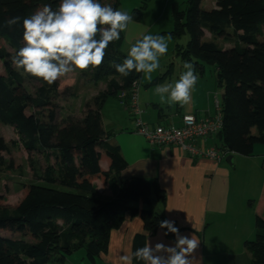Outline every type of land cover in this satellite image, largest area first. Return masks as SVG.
Listing matches in <instances>:
<instances>
[{"label":"trees","instance_id":"1","mask_svg":"<svg viewBox=\"0 0 264 264\" xmlns=\"http://www.w3.org/2000/svg\"><path fill=\"white\" fill-rule=\"evenodd\" d=\"M150 1L142 0L132 11L133 20L141 19ZM59 2L0 0V59L5 67L0 73V122L14 127L20 135L31 166L35 152L46 163L42 182L24 183V196L15 207L2 204L0 197V264H62L67 255L83 247L89 260L95 262L101 252L107 251L111 231L122 224L125 214L140 216L144 222L145 233L135 235L133 251L143 247L147 236L156 233L165 220L148 208L140 210L132 205L139 201L150 204L153 195L164 203L166 192L157 179L119 180L128 162L121 147L109 141V133L103 127L106 101L123 91L129 92L130 99L132 84L142 75L133 71L123 83L116 80L120 74L113 62L122 63L126 58L118 47L122 32L119 40L109 44L103 64L95 68L93 75L95 83L111 78L107 88L86 103L82 118L70 115L60 120L59 81L49 86L24 74L38 83L31 93L13 67L12 58L24 46L23 18L46 4L55 10ZM100 3L118 10L120 0ZM201 3L202 0H189L186 14L179 10L175 13L172 34H190L186 49L179 55L196 68L200 61L216 66L224 95V125L218 136L229 154L252 155L257 143L264 144V40L259 39L264 34V0H216V6L210 9ZM16 16L22 18L20 23L11 29L3 27L6 20ZM206 30L212 39L205 38ZM217 38H236L239 44L224 49ZM6 43L14 49L13 54ZM5 153L12 155V150L0 134V166L17 168L13 158L6 161ZM97 179L106 186L118 185L117 197H98L94 183ZM60 218L63 224L58 222ZM256 228V238L246 241V247L255 264H264L263 212L257 213ZM134 264L143 262L134 259Z\"/></svg>","mask_w":264,"mask_h":264},{"label":"crops","instance_id":"2","mask_svg":"<svg viewBox=\"0 0 264 264\" xmlns=\"http://www.w3.org/2000/svg\"><path fill=\"white\" fill-rule=\"evenodd\" d=\"M140 37L138 34L133 39ZM182 61L184 62L183 59ZM205 63L200 61L198 68L194 66L198 80L191 92L190 103L183 107L162 102L154 91L157 82L140 83L139 104L144 110L142 119L153 126H178L181 116L185 113H194L198 118L215 115L216 100L221 102L218 97V83L215 81L214 84L215 79L212 77L208 81ZM212 66L217 74L216 66ZM184 71L183 68H177L176 72L175 68L166 81L174 83L173 78L179 79ZM107 85L108 82H105L97 94L105 90ZM128 96L129 92L123 91L113 96L117 101L111 103L112 107L110 104V109L105 107L109 99L102 109L103 127L109 133V141L121 147L122 155L128 162V166L120 173L119 180L126 181L133 177L157 179L160 187L166 192L164 203L153 195L150 204L139 201L132 205L140 210L148 208L164 219L175 221V226L182 235L199 241L197 248L189 256L193 264H255L253 254L246 247V241L256 238L257 213H264V145L255 146L252 155L233 153V166L226 161L229 153L221 160L191 158L179 147L153 146L136 131ZM111 111L114 112V117H110ZM202 144L205 147L223 146L222 138L218 134L209 137ZM254 158H261V161L246 169L248 171L253 167L254 172L263 174V187H260L261 190L256 196L236 194V179L233 173L239 175L241 163ZM94 183L98 197H117L118 185L106 186L101 179ZM58 222L63 224L64 220L60 218ZM165 231L167 229L159 227L156 233L147 236L146 242L151 241L153 246L158 242L172 246L175 236L171 233L165 236ZM138 233H145L142 218L125 214L122 224L111 231L107 251L101 252L96 259L105 264H118L119 255L133 252L134 237Z\"/></svg>","mask_w":264,"mask_h":264},{"label":"clouds","instance_id":"3","mask_svg":"<svg viewBox=\"0 0 264 264\" xmlns=\"http://www.w3.org/2000/svg\"><path fill=\"white\" fill-rule=\"evenodd\" d=\"M21 17L9 18L3 27L11 29L21 22ZM133 17L126 11L116 10L100 0H60L53 10L46 4L22 20L24 46L12 58L17 71L42 80L51 86L60 78L74 71L85 72L99 68L109 44L120 39L121 32L127 31ZM171 35L143 34L131 44L127 57L122 63L113 62V67L121 76L135 71L142 73L140 84L151 82L152 73L160 67V58L168 51ZM184 72L174 83L157 85L154 89L162 102L179 104L182 107L191 101L198 76L191 62H184ZM161 229H167L175 236L172 246L162 242L154 246L147 241L135 251L121 254L118 264H133V260L143 264H193L189 256L197 248L199 241L180 233L175 221L165 219Z\"/></svg>","mask_w":264,"mask_h":264},{"label":"rangeland","instance_id":"4","mask_svg":"<svg viewBox=\"0 0 264 264\" xmlns=\"http://www.w3.org/2000/svg\"><path fill=\"white\" fill-rule=\"evenodd\" d=\"M142 4V0H120L118 10L126 11L129 15L135 8H138ZM202 6L206 9L214 8L216 6V0H202ZM189 8V0H151L147 8L143 11L142 17L140 20H133L129 25L127 31L122 32L121 41L118 44L119 50L127 57L128 50L131 44L135 43L137 39H133L135 35L142 37L143 34H152V35H164L167 37L171 35V40L168 41V51L167 53L160 58V67L152 73V82H157L158 85L163 83H168L166 79L172 75L173 70L177 72V68H183V63L187 61H182L179 53L186 49L189 41L190 34L186 32L181 36H175L172 34V31L175 29L176 24V11L187 13ZM186 20V17L183 18V22ZM141 29H140V28ZM138 29L140 31L138 32ZM140 37V38H141ZM205 38L212 39L213 36L207 30L205 31ZM261 41L264 40V34L259 37ZM216 41L224 49L232 48L239 44L236 38H217ZM10 53H14V49L8 44H5ZM202 62V61H201ZM206 65V77L210 81L211 77L216 83V70L214 66L205 63ZM14 67V65H13ZM15 68V67H14ZM184 69V68H183ZM5 71L4 63L0 59V73ZM95 69H89L85 72L74 71L73 73L68 74L66 77L60 78L58 81L60 95L57 98V102L61 106L60 110V120L67 118L70 115H74L77 118H82L85 112L86 103L91 102L97 92L101 90L106 80H103L100 85L95 83L93 80ZM176 74V73H174ZM20 78L23 80V83L28 91L34 93L38 83L36 81L28 80L22 71H19ZM143 77V74H142ZM141 77V78H142ZM126 79L125 76H118L116 80L119 83H123ZM178 80L177 78H173ZM168 80V79H167ZM165 81V82H164ZM148 82L144 80L142 84ZM218 97L222 101L223 89L218 83ZM144 85H142V89ZM116 99L110 97L107 101L108 109L110 104ZM117 101V100H116ZM84 102V104H83ZM82 105V106H81ZM81 106V107H80ZM112 107V104H111ZM83 109V111H82ZM110 109V108H109ZM81 110V111H80ZM110 117H114V112H109ZM253 132L257 134V130L253 129ZM0 134L5 138L7 143L10 145L12 150V155L4 154L6 161L9 162L13 158L17 168L9 170L6 166H0V197H3L1 201L2 204L9 206L10 208L15 207L23 198L24 190L22 185L24 183H41V174L44 171L46 165L44 157L40 153L32 154V163L31 166L29 160V153L23 147L22 138L16 132L15 128L9 125H5L0 122ZM15 142L13 145L12 142ZM264 145L257 143L255 146ZM261 161V158H254L250 161H244L241 163L240 169H238L239 175L233 173L236 179L235 193L236 194H245L247 195H257L260 192V187H263L262 177L263 174H257L258 172L253 171V167L247 171L248 166H252L254 163ZM257 165V164H255ZM49 264H56L49 263ZM62 264H105L100 259H96V263L89 260L87 256V249L85 247L80 248L74 251L72 254L67 255Z\"/></svg>","mask_w":264,"mask_h":264},{"label":"built area","instance_id":"5","mask_svg":"<svg viewBox=\"0 0 264 264\" xmlns=\"http://www.w3.org/2000/svg\"><path fill=\"white\" fill-rule=\"evenodd\" d=\"M134 82L131 87L129 109L135 119L136 131L151 145L179 147L191 158L207 157L221 160L228 154L223 146L201 145L223 129L222 105L219 100H216L217 112L213 116L198 118L194 113H185L181 116L178 126L173 124L153 126L142 119L144 110L139 104L141 84Z\"/></svg>","mask_w":264,"mask_h":264},{"label":"water","instance_id":"6","mask_svg":"<svg viewBox=\"0 0 264 264\" xmlns=\"http://www.w3.org/2000/svg\"><path fill=\"white\" fill-rule=\"evenodd\" d=\"M222 97H224V95H222ZM226 161L227 163H229L231 166H233L234 161H233V153H230L226 156Z\"/></svg>","mask_w":264,"mask_h":264}]
</instances>
